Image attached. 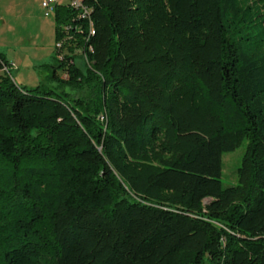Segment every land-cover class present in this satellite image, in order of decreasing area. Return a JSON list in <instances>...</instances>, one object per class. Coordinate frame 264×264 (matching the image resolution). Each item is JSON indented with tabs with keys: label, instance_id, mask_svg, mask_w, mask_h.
Masks as SVG:
<instances>
[{
	"label": "trees",
	"instance_id": "16d2710c",
	"mask_svg": "<svg viewBox=\"0 0 264 264\" xmlns=\"http://www.w3.org/2000/svg\"><path fill=\"white\" fill-rule=\"evenodd\" d=\"M84 3L54 88L0 53V264H264V0Z\"/></svg>",
	"mask_w": 264,
	"mask_h": 264
},
{
	"label": "rangeland",
	"instance_id": "374dc122",
	"mask_svg": "<svg viewBox=\"0 0 264 264\" xmlns=\"http://www.w3.org/2000/svg\"><path fill=\"white\" fill-rule=\"evenodd\" d=\"M22 3V4H21ZM26 3L28 16L20 14V7ZM42 0H0V47L2 48L4 42L12 38L13 34L17 36L25 31H32L37 29V49H32L31 56H35L37 60V73L27 75L25 80H17V85L26 87L28 89L36 88L43 85L47 88H54L57 82L51 77V70L48 68L49 64L55 63L57 56L56 44L58 43L56 27L57 22L54 16L45 17L41 8ZM20 5V6H21ZM14 16V17H13ZM18 16V17H16ZM12 34V35H11ZM13 39V38H12ZM0 48V49H1ZM5 49V48H2ZM76 57L77 67L85 70L87 63L83 58V54L78 52ZM10 59V58H9ZM11 69V66H9ZM60 73V72H59ZM15 72L11 74L15 78ZM64 78L65 75L61 73ZM75 96L79 95L77 91H71ZM247 142L243 143L241 147L233 152L225 153L223 155V177L222 182L225 187L236 185L237 183V169L240 167L242 157L246 151Z\"/></svg>",
	"mask_w": 264,
	"mask_h": 264
},
{
	"label": "crops",
	"instance_id": "0c3cea01",
	"mask_svg": "<svg viewBox=\"0 0 264 264\" xmlns=\"http://www.w3.org/2000/svg\"><path fill=\"white\" fill-rule=\"evenodd\" d=\"M24 1L27 2V0ZM68 2L69 0H60V4H68ZM23 4L24 5H19L17 7V9L20 7V11L18 12L24 16H28L25 5L26 3ZM10 37H12L13 39L9 38L8 41L6 40L4 42L2 48L5 49H2L0 47V53L4 56L9 66H11L10 73L12 74L15 72V78L13 79L17 83V80L27 79V75H29L30 73H37V61H34L35 59L37 60V58L30 55V51L32 49H37V29L32 31H25L24 33L20 34V36H17V34H13ZM2 73L3 72L0 71V74Z\"/></svg>",
	"mask_w": 264,
	"mask_h": 264
},
{
	"label": "built area",
	"instance_id": "2783aa9c",
	"mask_svg": "<svg viewBox=\"0 0 264 264\" xmlns=\"http://www.w3.org/2000/svg\"><path fill=\"white\" fill-rule=\"evenodd\" d=\"M60 4V0H42L41 8L44 12L45 17L53 16L57 6ZM68 5L75 11V21L77 22L74 26L79 32H82V25L87 26L88 34L95 35V32L90 31V16L91 9L87 7L84 3V0H69ZM71 24H67L63 27V39L56 44L57 50H62L64 43L74 40V35H71ZM80 54H83V58L87 64H90L88 55L83 51H80ZM65 55V52H62L58 55L59 59H62ZM4 71H9V67L4 66Z\"/></svg>",
	"mask_w": 264,
	"mask_h": 264
},
{
	"label": "bare ground",
	"instance_id": "6f19581e",
	"mask_svg": "<svg viewBox=\"0 0 264 264\" xmlns=\"http://www.w3.org/2000/svg\"><path fill=\"white\" fill-rule=\"evenodd\" d=\"M90 31L94 32L92 28L91 20H90Z\"/></svg>",
	"mask_w": 264,
	"mask_h": 264
}]
</instances>
